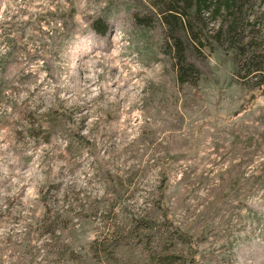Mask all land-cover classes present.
Listing matches in <instances>:
<instances>
[{
    "label": "rangeland",
    "instance_id": "374dc122",
    "mask_svg": "<svg viewBox=\"0 0 264 264\" xmlns=\"http://www.w3.org/2000/svg\"><path fill=\"white\" fill-rule=\"evenodd\" d=\"M156 1L0 0V264H264V72L180 86Z\"/></svg>",
    "mask_w": 264,
    "mask_h": 264
},
{
    "label": "trees",
    "instance_id": "16d2710c",
    "mask_svg": "<svg viewBox=\"0 0 264 264\" xmlns=\"http://www.w3.org/2000/svg\"><path fill=\"white\" fill-rule=\"evenodd\" d=\"M259 3L263 6L264 0H157L145 7L147 15L136 17V23L142 27L158 25L162 28L165 35L162 54L171 59L180 86L196 88L201 77L208 72L204 48L212 53L219 48L232 51L235 76L243 81L248 76L264 72V39H254V34L250 31L256 27L258 20H264L263 9L258 17L250 21L253 9ZM210 24L213 26L210 27ZM104 31L105 29L102 33ZM244 68L245 77L242 74ZM78 139L81 140L80 137ZM103 178L107 186L102 201L111 207L121 205L127 196L121 177L107 171L103 172ZM160 208L162 222L139 220L149 232L168 224L167 210L162 206ZM174 233L192 243L183 233ZM108 243L114 247L128 244L121 240H108ZM172 258L175 257H162L160 262L168 264ZM176 258L185 263L183 257Z\"/></svg>",
    "mask_w": 264,
    "mask_h": 264
}]
</instances>
